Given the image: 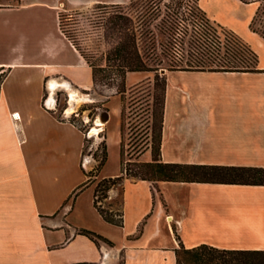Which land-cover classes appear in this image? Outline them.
Segmentation results:
<instances>
[{
	"label": "crops",
	"instance_id": "obj_1",
	"mask_svg": "<svg viewBox=\"0 0 264 264\" xmlns=\"http://www.w3.org/2000/svg\"><path fill=\"white\" fill-rule=\"evenodd\" d=\"M131 1L0 0V264H177L182 246L204 244L264 251V186L124 176L119 95L104 105L108 120L96 119L106 130L107 161L80 191L98 162L85 155L86 132L70 118L97 100L93 70L62 32L60 13ZM263 4L198 0L212 25L255 53L257 67L167 71L162 162L264 168V37L252 29ZM148 77L130 73L126 86ZM141 158L150 162L151 152ZM119 177L122 193L108 191L119 202L104 208L120 212L121 224L94 203L96 184Z\"/></svg>",
	"mask_w": 264,
	"mask_h": 264
},
{
	"label": "trees",
	"instance_id": "obj_2",
	"mask_svg": "<svg viewBox=\"0 0 264 264\" xmlns=\"http://www.w3.org/2000/svg\"><path fill=\"white\" fill-rule=\"evenodd\" d=\"M244 1V0H243ZM102 5V4H99ZM83 14L80 11H74L69 20H65L63 12L60 13V27L66 37L84 56L88 64L93 70L94 86L105 85L108 88H114L116 94L122 96L124 103L122 110V118H125V95L128 92L126 79L130 73H146L153 72L144 61L140 46L139 34L136 32L134 22L126 16L124 12H109L104 10L95 11L92 18L89 20L90 29L83 27L76 16ZM206 19V17H205ZM204 19V20H205ZM206 21V26L203 30L204 35H213L216 32L219 37L212 41L213 44L207 45L205 48L210 50L208 53L215 55L212 59L213 63L219 65V68H207L199 66L197 69L190 67L189 69H177L181 71H226V72H248L255 70L257 67L258 58L255 53L244 43L237 35L223 28L209 26ZM208 21V22H207ZM66 22L68 24H66ZM66 26H69L66 27ZM70 29V30H68ZM219 30V33L217 32ZM201 33V34H203ZM98 37L105 41L106 47L102 55L104 56L105 65H98L93 62L94 46L91 38ZM81 42V44H80ZM85 45L82 48L81 45ZM222 45V46H221ZM214 51H224L227 57L231 59L241 56H254L255 66L241 68L235 65V61L219 57V53ZM86 52H89L88 55ZM219 57V58H218ZM234 60V59H233ZM197 66V67H198ZM152 76V75H150ZM99 77H102L99 79ZM154 87L151 89V79L147 78V85L140 83L134 85L129 91L135 93L138 89L143 88L144 96L147 99L146 106V132L145 135L149 142L143 145V150L140 154L151 150L152 160L150 162L134 163L138 168L135 173L129 172L125 167L124 176L127 178H135L150 182H182V183H212V184H234V185H255L264 186V168H246L232 166H211L200 164H181V163H164L161 158L162 146V131L164 122L165 110V93H166V77H163L162 92L157 90V82L160 79L158 75H153ZM0 77V85L2 83ZM140 87V88H139ZM159 87V86H158ZM150 99V100H149ZM142 103H140L141 105ZM72 123L78 126L83 132L81 124L72 120ZM125 124L122 122V135L124 134ZM124 148V145L122 144ZM142 149V148H141ZM124 152V149L122 153ZM107 161V149L104 147V154L99 161L98 168L95 173L105 165ZM124 163V162H123ZM89 180L92 175L88 174ZM95 177V176H94ZM125 177L104 179L95 190V206L102 216L109 222L121 224L122 214L115 213L105 209L99 205L100 199L107 198L108 191L112 186L122 183ZM88 180V181H89ZM86 183L81 187L80 191L85 188ZM102 193L101 198L98 196ZM141 231V230H139ZM82 234L94 239L95 235L88 231H82ZM177 264H264V251H244V250H228L212 247L209 245H200L192 249L181 247L176 251Z\"/></svg>",
	"mask_w": 264,
	"mask_h": 264
},
{
	"label": "rangeland",
	"instance_id": "obj_3",
	"mask_svg": "<svg viewBox=\"0 0 264 264\" xmlns=\"http://www.w3.org/2000/svg\"><path fill=\"white\" fill-rule=\"evenodd\" d=\"M244 1L250 2L254 0ZM187 4L188 0H132L127 4L93 5L83 9H72L66 6L62 12L66 21L72 17L71 14H74V11L82 12L83 14L76 17L80 21L81 25L86 27L87 30L90 29L89 20L92 18L95 11L98 12V10L101 9L109 12L126 13V16L134 22L135 30L139 34V46L143 59L147 65L154 70L153 72H148V74L152 76L155 74L160 77L157 82V90L159 89L158 92L161 93L163 88L162 80L167 71L189 69L190 67L197 69L199 66L214 69L219 68V65L212 62L215 55L213 56L208 53L210 50L205 48L210 43L213 44L212 41L216 40L219 35H217L216 32L214 33V36L207 34L204 35L203 30H196L194 27V17L186 13L185 9ZM198 14L200 17L205 19V16L200 10L197 11L196 15ZM181 23H183V25H181ZM66 24L68 23L66 22ZM66 27L69 28V26ZM252 29L264 37V4L260 7L258 15L252 23ZM217 32L219 33V30ZM91 41L93 42L92 44L95 48L94 53L96 54L92 57L93 62L98 65H105L104 56L102 55L106 47L105 41L103 39H98L97 36L91 38ZM176 44L179 45L178 50L180 51V57H177L176 55V53H178L176 50ZM81 46L82 48L86 47L83 44ZM213 52L216 54L217 51L213 50ZM86 53L90 55L89 52ZM217 53H219V57L235 61V65L241 68L255 66L254 56L248 57L247 55L244 57L239 54L240 57H235L233 60L230 57H227L224 51H219ZM101 78L102 77H99V79ZM154 78L155 77H148V79H151L152 81L151 89L154 87ZM146 81L147 78H144L138 81L135 85L140 83L147 85ZM131 88L132 87L128 88V92L125 95V107L127 106V108L125 109V118H122V122L125 124L124 134L122 135V144L124 145V148L122 147V151L124 149L122 157L124 170L126 167L129 172L133 174L138 170L134 163L143 162L141 161L143 153L140 154L145 147H143V145L147 142H149L150 145L151 142L150 140L148 141L146 138L147 135H145V120L147 118L146 112L144 111L147 109L145 102L147 99L144 96L145 91L143 92V88L145 87H139L140 89H138L135 93H131L129 91ZM116 95L118 94H116V90L114 88H108L107 86L100 84L95 86L92 92V98H95L97 101L81 106L76 114L78 116L73 115L70 119L72 120L75 118V121L82 125L84 131H89L93 124L97 121L96 119L99 114L108 111L105 107L106 103L112 96ZM119 96L121 97L123 110L124 103L122 101V96ZM140 103L142 104L140 105ZM66 106V98L62 95L59 99V113L61 116V112L64 111ZM84 111L87 112V115L89 116L86 120L83 119ZM85 121L88 122L86 123ZM99 126H101V130H103V132L98 138L95 136L97 133L95 132L91 139L88 138L86 140L84 147L85 155L90 156L93 154L94 158L98 162L93 171L88 173L90 176L92 175L91 180L88 179L89 181H87L88 186L96 182L95 177L99 174L101 169L98 173H95L94 170L98 168L99 161H101L104 154V147H106V130L103 128V125L99 124ZM149 151L151 152V150ZM101 181L96 184L95 190ZM114 190L116 191V195H119L122 193V186L118 183L114 187ZM101 194L102 193L98 194L100 198L103 195ZM100 202L102 207H110L112 205L117 206L119 200L116 197V199L113 200L100 199Z\"/></svg>",
	"mask_w": 264,
	"mask_h": 264
},
{
	"label": "built area",
	"instance_id": "obj_4",
	"mask_svg": "<svg viewBox=\"0 0 264 264\" xmlns=\"http://www.w3.org/2000/svg\"><path fill=\"white\" fill-rule=\"evenodd\" d=\"M197 3H198V0H188V4L186 5L185 10H186L187 14L194 17L195 29L196 30H200V29L204 30V28L206 26V21H205L206 19L204 20L203 17L199 16V14L196 15L197 11L199 10V8H197L198 7ZM207 24H209V26L211 25V26L215 27L210 22H208ZM181 25H183V23H181ZM176 47H177L176 50L178 52V53H176V55H177V57H180V53H179L180 51L178 50L179 45L176 44ZM76 114H74V115L78 116ZM85 122L87 123L88 121H85ZM96 129H97V131H96L97 133L95 136L98 138L100 136V134L103 132V130H101V126L97 125L96 122L93 124V126L90 128V130L86 132L87 137L91 139L92 138L91 132H93V130H96ZM109 198L110 197H107V198H105V200H109ZM99 205L102 206L100 201H99Z\"/></svg>",
	"mask_w": 264,
	"mask_h": 264
},
{
	"label": "water",
	"instance_id": "obj_5",
	"mask_svg": "<svg viewBox=\"0 0 264 264\" xmlns=\"http://www.w3.org/2000/svg\"><path fill=\"white\" fill-rule=\"evenodd\" d=\"M108 117H109V115H108V112L107 111L101 113V118H102L101 119V123L102 122L105 123L108 120Z\"/></svg>",
	"mask_w": 264,
	"mask_h": 264
}]
</instances>
